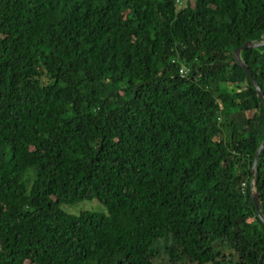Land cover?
Listing matches in <instances>:
<instances>
[{
  "label": "trees",
  "instance_id": "obj_1",
  "mask_svg": "<svg viewBox=\"0 0 264 264\" xmlns=\"http://www.w3.org/2000/svg\"><path fill=\"white\" fill-rule=\"evenodd\" d=\"M181 1L0 0V264H264V0Z\"/></svg>",
  "mask_w": 264,
  "mask_h": 264
},
{
  "label": "water",
  "instance_id": "obj_2",
  "mask_svg": "<svg viewBox=\"0 0 264 264\" xmlns=\"http://www.w3.org/2000/svg\"><path fill=\"white\" fill-rule=\"evenodd\" d=\"M261 45H264V40L262 42H259V43H254L252 44L251 42H247L245 44H243L240 48H237L233 51V58L235 60V62L238 64V66L243 70L244 74L246 75V77L249 79L250 83L252 84L258 98L260 99L261 101V104L262 106L264 107V101L261 97V94H260V91L256 85V83L253 81L252 77L249 75L247 69L245 68V66L242 64L240 58H239V52L240 50L242 49H245V48H248V47H257V46H261ZM262 148V143L261 145L258 147V149L256 150L255 152V155H254V158H253V162H252V166H251V173L253 174L254 173V167H255V164H256V161L258 159V155H259V151L261 150ZM251 199H252V202H253V206L255 208V211H256V214L259 218V220L263 223L264 225V219L262 218L261 214H260V211H259V208H258V204H257V198H256V195L255 193L253 192L252 193V196H251Z\"/></svg>",
  "mask_w": 264,
  "mask_h": 264
},
{
  "label": "rangeland",
  "instance_id": "obj_3",
  "mask_svg": "<svg viewBox=\"0 0 264 264\" xmlns=\"http://www.w3.org/2000/svg\"><path fill=\"white\" fill-rule=\"evenodd\" d=\"M184 4V0L181 1V6ZM60 210L66 214L77 216L81 212H91L101 215H106L104 207L96 200H82L72 205H60ZM164 256L162 259L155 262V264H164ZM177 264H193L189 262L186 258L183 259V262H178Z\"/></svg>",
  "mask_w": 264,
  "mask_h": 264
},
{
  "label": "built area",
  "instance_id": "obj_4",
  "mask_svg": "<svg viewBox=\"0 0 264 264\" xmlns=\"http://www.w3.org/2000/svg\"><path fill=\"white\" fill-rule=\"evenodd\" d=\"M178 72H179V74H180L181 76L185 73L184 70H183L182 68H180Z\"/></svg>",
  "mask_w": 264,
  "mask_h": 264
}]
</instances>
